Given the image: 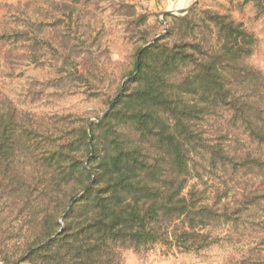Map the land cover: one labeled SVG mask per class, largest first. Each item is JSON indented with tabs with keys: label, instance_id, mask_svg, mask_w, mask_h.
<instances>
[{
	"label": "trees",
	"instance_id": "1",
	"mask_svg": "<svg viewBox=\"0 0 264 264\" xmlns=\"http://www.w3.org/2000/svg\"><path fill=\"white\" fill-rule=\"evenodd\" d=\"M242 1L264 17V0ZM167 24L88 131L71 114L37 123L0 93V264H125L199 254L223 230L264 235L256 37L198 5Z\"/></svg>",
	"mask_w": 264,
	"mask_h": 264
},
{
	"label": "rangeland",
	"instance_id": "2",
	"mask_svg": "<svg viewBox=\"0 0 264 264\" xmlns=\"http://www.w3.org/2000/svg\"><path fill=\"white\" fill-rule=\"evenodd\" d=\"M175 1L0 0L1 95L37 123L67 114L94 123L126 79L136 49L164 35L170 15L180 16L166 14L164 23L158 17L172 11ZM196 5L230 14L250 29L256 45L247 62L264 73V17L256 18L252 4L198 0ZM221 180L211 185L222 189ZM241 231L235 237L223 230L222 240L199 254L129 253L125 264H245L264 252V235Z\"/></svg>",
	"mask_w": 264,
	"mask_h": 264
},
{
	"label": "water",
	"instance_id": "3",
	"mask_svg": "<svg viewBox=\"0 0 264 264\" xmlns=\"http://www.w3.org/2000/svg\"><path fill=\"white\" fill-rule=\"evenodd\" d=\"M197 2H198V0H194L193 3H192L190 6H188L187 8H185V9H183V10L176 11V12H172V11H164V12H161V13L158 15V17H159V19L164 23V21H163V19H162V17H163L164 15H166V14H170V13H171V14L175 13V14H178V15L186 14V13H188L193 7L196 6ZM157 38H158V37H155V38L151 39V40L149 41V43H147L146 45H144V46L142 47V49L147 48V47H148L150 44H152ZM124 81H126V79H124ZM124 81H123V82H124ZM123 82H122V84H123ZM121 86H122V85H121ZM120 91H121V89H120L119 92L115 95V98L118 97ZM115 98H114V99H115ZM112 103H113V101H112ZM112 103H111V104H112ZM111 104L108 105L107 109L104 111V113L101 115V117H100L99 119L93 120L92 122L97 123L99 120H101V119H102V118L108 113V111L110 110V108H111ZM90 124H91V122L88 123V125H87V131L89 130ZM73 202H74V200L71 202V204H72ZM19 263H20V260L17 261L15 264H19Z\"/></svg>",
	"mask_w": 264,
	"mask_h": 264
},
{
	"label": "bare ground",
	"instance_id": "4",
	"mask_svg": "<svg viewBox=\"0 0 264 264\" xmlns=\"http://www.w3.org/2000/svg\"><path fill=\"white\" fill-rule=\"evenodd\" d=\"M188 1L190 0H176L173 4H172V11H179V10H183L187 7L188 5Z\"/></svg>",
	"mask_w": 264,
	"mask_h": 264
}]
</instances>
